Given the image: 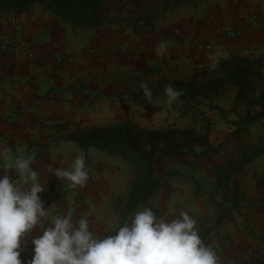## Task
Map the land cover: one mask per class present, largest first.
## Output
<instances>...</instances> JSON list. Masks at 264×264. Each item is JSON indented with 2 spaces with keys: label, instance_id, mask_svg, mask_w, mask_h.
Segmentation results:
<instances>
[{
  "label": "crops",
  "instance_id": "crops-1",
  "mask_svg": "<svg viewBox=\"0 0 264 264\" xmlns=\"http://www.w3.org/2000/svg\"><path fill=\"white\" fill-rule=\"evenodd\" d=\"M125 1L128 0H106L107 21L95 30L94 35L84 29H72L40 5H34L23 14L0 12V44L14 43L16 46L13 54L0 52V149L10 150L13 157H35L33 168L46 187L40 194L47 212L41 225L55 215L71 210L74 217L88 218L93 231L107 235L114 234L134 214L122 221L115 207L118 200L127 199L132 177L127 176L125 180L120 170L94 160V148L84 150L66 141L74 133L111 127L126 117L125 113L119 112L123 109L119 103L115 102L117 107L111 106L104 100L105 97L100 96L101 84L93 82L95 77H103L104 71L98 70L97 65L109 56L112 49L107 46L112 41L110 35L104 37L99 34L108 22H120V9H123ZM252 14L256 17L255 21ZM224 21L238 31V36L234 39L225 36L233 44L216 52L251 58L264 55V0L258 1L253 8L247 5L229 11ZM90 35V40H86L85 37ZM164 38L168 40L169 37L166 35ZM59 54L64 56L62 62L56 59ZM214 54L206 56L207 65ZM90 75L93 76L89 80ZM88 80L87 86L85 83ZM230 91L235 101L237 90L233 87ZM257 149L264 150V144L257 145ZM81 153L88 162L89 180L85 186L73 189L70 182L60 181L54 175V169L70 168L74 158ZM231 157L228 156L226 162ZM262 158L264 161V154L250 161L242 173L234 176L235 181L230 183L232 197H228V203L236 194V207L222 225L203 240L216 252L218 264H264ZM226 162L217 166L222 167ZM7 163L0 159V176L5 174ZM95 166L97 170L93 171ZM162 173L159 165H155L154 177L160 181L159 188L171 181L178 184L174 198L167 195L163 198V206L152 205L158 188L147 205H141L135 211L150 207L158 217L170 218L183 210L196 220L199 234L209 229L216 220L217 212L212 203L206 202V198L196 197L199 194L196 183L198 186L201 183L198 178L200 171H196L195 182L181 177L183 172L161 180ZM212 173L215 174V168ZM8 174L16 176L11 170ZM187 174L189 172H185ZM215 180L216 177L213 184ZM213 198L217 200L215 196ZM39 234L38 227L32 235ZM31 238L29 236L22 245L20 258L25 262L32 257Z\"/></svg>",
  "mask_w": 264,
  "mask_h": 264
},
{
  "label": "rangeland",
  "instance_id": "rangeland-1",
  "mask_svg": "<svg viewBox=\"0 0 264 264\" xmlns=\"http://www.w3.org/2000/svg\"><path fill=\"white\" fill-rule=\"evenodd\" d=\"M258 1L260 0L125 1L123 9H120L121 17L118 19L120 22H108L104 27L105 30L99 34L104 37L110 35L112 41L107 46L113 49L108 53L109 56L97 65L98 70L104 71L103 77H95L97 81L95 78L93 79V82L101 84L102 93L100 96L105 97L104 100L111 106L117 107L118 104L115 102L119 103V106L123 108L119 112L126 114L122 122L131 121L141 128L149 129H167L173 126L190 127V120L182 119L179 112L167 103L165 97L157 98L144 105H135L130 93L135 88L137 79L144 77L142 72L149 66L163 69L162 73L149 77V80L152 81L160 80L163 76L168 79H194L202 69L209 67L206 62L208 54L213 55L216 50L227 48L233 44L232 41L230 43L226 39V30L230 26L228 21H224V17L227 18L228 12L247 5L249 8H253ZM156 14L160 18L152 24L149 23L151 17ZM253 14L251 17L255 21L256 17H253ZM137 16H148V20L137 22L135 21ZM84 30L92 32L91 35L96 34L94 33L96 29ZM235 32L237 37L238 31L235 30ZM91 35L85 39L90 40ZM166 35L169 37L168 40L164 38ZM161 42L167 45L166 56L156 55L155 50ZM147 55L149 56L147 57ZM92 76H88V79H92ZM89 80L85 85L88 86ZM85 85L82 84L83 87ZM210 104L212 107L219 106L226 119L219 115L216 109L211 110L208 107ZM233 104L234 101L229 90L219 98L204 101L202 105V108L206 110L207 117L214 124L211 131V142L215 147L221 146L219 154L201 159H196L193 156L178 157L157 164L159 169L163 170L161 176L169 171H173L177 176L183 172L184 175L181 177L190 182H195L196 171L199 170L201 175L198 178L201 183L197 188L199 194H196V197L206 198L208 203H211V193L217 200H220L222 196V192L214 193L213 179L216 177L212 173L214 165L226 162L228 156L239 160L244 153H252L257 145L264 144V122L252 127L237 139L227 141L230 133L234 130L231 122L237 120L232 109ZM237 111L243 113L242 104L237 105ZM92 156L94 160H100L108 167L120 170L119 173L125 180L128 179L127 176L132 177V168L122 157H111L98 149H93ZM262 165H264V161ZM96 170L95 166L93 171ZM185 172H189V174L185 175ZM177 187L178 184L173 181L160 187L151 201L152 205L163 206L164 196L169 195L174 198ZM231 191L230 189L226 191L228 197H232Z\"/></svg>",
  "mask_w": 264,
  "mask_h": 264
},
{
  "label": "trees",
  "instance_id": "trees-1",
  "mask_svg": "<svg viewBox=\"0 0 264 264\" xmlns=\"http://www.w3.org/2000/svg\"><path fill=\"white\" fill-rule=\"evenodd\" d=\"M105 2L106 0H0V12L23 14L34 5H40L72 29H97L107 21ZM147 18L148 16H139L135 21H147ZM159 18L158 14L153 15L149 23L152 24ZM228 56L229 59L220 60L215 72L210 71L209 67L204 68L192 80L168 79L164 76L157 81L149 80V77L163 72L162 68L153 66L147 67L142 72L144 77L137 79L135 88L130 93L135 105L148 103L140 88L142 82L149 84L153 92L152 101L160 97L167 98L164 88L168 84L181 90L183 95L171 104V107L179 112L182 119L190 120V127L149 129L126 121L107 128H93L74 133L66 138V141L75 143L84 150L98 149L110 156H120L130 164L132 182L128 197L125 201L118 200L115 205L116 212L122 221H125L141 205H147L148 200L159 188L160 181L154 177L155 165L175 157L193 156L201 159L220 153L221 146L215 147L211 142L214 124L207 117L206 110L202 108L204 101H211L227 93L230 88H236L232 109L237 120L231 122L234 130L227 141L237 139L264 121V55L257 58L241 55ZM238 104H242L243 113L237 111ZM208 107L211 110L216 109L219 115L226 119L219 106L212 107L210 104ZM262 154L264 150H258L256 147L252 153H244L239 160L231 158L222 167L214 166L216 174L214 193L222 192V201L215 200L211 193L210 201L216 208L217 215L212 226L199 234L202 240L216 231L236 207V194L231 203H228L226 194L234 176L242 173L250 161ZM173 177H176L175 174L169 171L161 176V180ZM198 187L196 183V188Z\"/></svg>",
  "mask_w": 264,
  "mask_h": 264
},
{
  "label": "clouds",
  "instance_id": "clouds-1",
  "mask_svg": "<svg viewBox=\"0 0 264 264\" xmlns=\"http://www.w3.org/2000/svg\"><path fill=\"white\" fill-rule=\"evenodd\" d=\"M166 50L161 42L156 55L162 56ZM221 59L229 56L217 51L210 58L209 70L215 72ZM140 88L151 103L149 84L142 82ZM164 92L170 105L183 95L171 84ZM0 159L8 161L0 176V264H218L216 252L200 237L196 220L183 210L169 218L144 207L107 235L93 231L88 218L74 217L71 210L41 225L47 212L40 194L46 187L33 168L35 157H13L10 150L0 149ZM87 167L81 153L70 168L58 167L54 175L75 189L89 180ZM9 170L16 173L15 178ZM38 227L41 234L33 236ZM29 236L32 257L25 262L20 257Z\"/></svg>",
  "mask_w": 264,
  "mask_h": 264
},
{
  "label": "built area",
  "instance_id": "built-area-1",
  "mask_svg": "<svg viewBox=\"0 0 264 264\" xmlns=\"http://www.w3.org/2000/svg\"><path fill=\"white\" fill-rule=\"evenodd\" d=\"M226 35L229 39H234L236 37V32L233 28H228L226 30ZM15 44L14 43H11V44H0V52H5V53H8V54H13L15 52ZM56 59L59 61V62H62L64 60V56L59 54L57 55Z\"/></svg>",
  "mask_w": 264,
  "mask_h": 264
}]
</instances>
